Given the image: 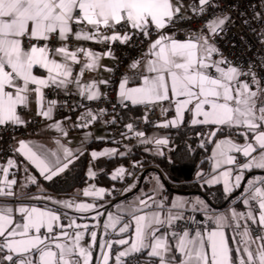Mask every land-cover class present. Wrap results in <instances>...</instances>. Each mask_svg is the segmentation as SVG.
Instances as JSON below:
<instances>
[{
    "label": "snow or ice",
    "instance_id": "6c2138e0",
    "mask_svg": "<svg viewBox=\"0 0 264 264\" xmlns=\"http://www.w3.org/2000/svg\"><path fill=\"white\" fill-rule=\"evenodd\" d=\"M260 3L264 4V0ZM198 4L199 8L192 9L197 15L208 8H218L214 0H198ZM179 13L180 7L173 0H0V128L27 127L29 121L22 118L18 108H27L33 94L37 115L52 120L58 101L46 100L45 89L67 91L75 85L87 101L100 100L97 82L82 84L73 77V71L82 59L79 77L85 71L97 70L101 54L83 46L72 49L70 40L127 45L134 37H142L149 45L143 68L137 74L139 82L128 87V78L122 79L118 89L121 105L160 107L164 114L172 110L174 117L160 127L201 126L197 133L204 137L200 147L216 141L211 155L212 170L218 174L205 183H222L224 194L230 196L240 187L246 171L264 170V53L258 51L257 58L249 60L247 70L223 56L212 41L227 34L225 25L231 17L226 13L206 21L207 34H190L186 40H177L165 29L175 27ZM253 20L264 29V12L254 11ZM243 23L249 26L257 43L264 45V31L253 27L252 20L244 19ZM104 55L114 58L110 47ZM140 64L141 61H134L130 67L139 68ZM36 70L46 75H37ZM165 102L167 107L163 106ZM115 108L114 105L113 111ZM104 114L105 109L99 113L88 109L77 118L83 123L73 127H88ZM142 119L147 122V115ZM111 123L115 124L116 119ZM50 127L68 136L62 122ZM125 128L134 132L142 144H154L157 155H163L161 146L169 144L167 138L145 139V133L135 130L133 123H127ZM218 133L223 138H218ZM233 136L242 138L243 143L236 142ZM56 143L59 150L48 151L20 140L13 151L51 181L79 158L59 140ZM258 150L259 155L254 156ZM115 155V149L91 152L93 160ZM225 166H234L237 174L233 176V167ZM10 168L19 170L12 158L7 159L6 166L0 165L4 177L0 181V196H15L13 186L17 181L7 179ZM222 168L225 170L220 171ZM24 171H28L27 167ZM125 171L119 168L111 179L122 178ZM88 174L95 178L91 168ZM28 179L36 183L34 177ZM247 187L248 194L234 201L246 210L233 207L228 214L208 215L214 228L201 227L195 216H186L187 202L167 207L163 199L157 201L149 195L138 208L130 210L132 220L119 228L121 238L106 240L99 246L95 264H264V176L254 177ZM104 192L103 188L87 189L83 195L103 198ZM33 199L51 200L42 196ZM51 203L76 212L93 211L96 207L73 201ZM153 206L155 210L147 211ZM191 210L207 212V204L198 200ZM108 221L103 225L106 235L107 229L116 230L121 219L109 215ZM227 228L232 229L231 236L226 233ZM42 229L46 231L42 233ZM85 234L90 237L87 246L82 243ZM114 245L121 246L115 253ZM95 251L97 231H89L88 224L72 219L62 223L61 214L48 208L25 204L16 208L0 206V264H94ZM140 254H144L143 260Z\"/></svg>",
    "mask_w": 264,
    "mask_h": 264
},
{
    "label": "crops",
    "instance_id": "0c3cea01",
    "mask_svg": "<svg viewBox=\"0 0 264 264\" xmlns=\"http://www.w3.org/2000/svg\"><path fill=\"white\" fill-rule=\"evenodd\" d=\"M178 2V3H177ZM174 5L178 6L180 4V15L184 14V7L183 5L177 1L173 0ZM179 7V6H178ZM170 35L173 33L168 31ZM195 35V34H194ZM175 39L177 40H186L185 39H178L174 36ZM215 43L214 41H212ZM97 43L91 42V41H73L72 43V49H75L77 47L83 46L87 49H90L91 51L95 53H100V60H99V68L94 71H85L83 77H79V71L84 64V60H81L80 64H77L74 66V71L73 75H77V78L81 80L82 84H88L93 81L97 82L99 91L101 94L106 90V84L100 83L101 81H107L109 80L111 71H107L106 69H111L114 66L115 63V53L112 51V57L111 58L107 55H104L107 51H102L100 50L97 46ZM148 51V46L145 49V54ZM215 58V57H214ZM57 59H60L57 57ZM143 68V60L141 61L140 67L139 68H131L133 72H136L137 74L141 71ZM87 72V73H86ZM86 73V74H85ZM37 75H46V73H43L41 70H36ZM129 84L128 87H134L137 86L138 84V79L137 75L135 74L134 77L128 78ZM75 86V85H74ZM119 89V88H118ZM45 91V97L46 100H55L54 98H51L46 95V89ZM64 91V90H63ZM76 96L80 99H85L82 96L79 95L76 87ZM118 96V92H117ZM86 100V99H85ZM129 109L133 110L131 112V116H133L134 113L138 114V116L143 115L149 108H145L144 106H131ZM38 111V105L36 102V97L35 94L30 97V102L27 108L24 107H19L18 112L22 116V118L26 121H30L33 119V117L38 116L37 115ZM81 114L77 115L75 117L76 123H83V121H78V117ZM137 116V117H138ZM174 117V112L172 111L171 116L168 120L172 119ZM127 119V118H126ZM129 119V118H128ZM186 123H187V114L185 117ZM55 122H62V126L64 129L68 132V136L64 137L61 135L60 132L55 131L53 128L50 127ZM75 123V124H76ZM181 125L180 127H182ZM179 127V128H180ZM170 129H176L173 127H152L148 129V131L145 133V139H151V138H167L169 140V133L168 131ZM20 140L27 141L31 146H40L45 150L48 151H58L59 150V145L56 143L57 140L60 141L62 145H64L67 148H70L73 153L79 154V158L74 161L73 164L69 166V168L60 176L65 175L68 171L71 170L73 165L76 163L80 162L81 160H85V166H84V174L87 178L84 184L81 186H78L74 188L71 192L68 194H58L54 192L48 191L41 181H48L45 180L43 176L40 175L39 171L35 169L34 166L30 165L24 158L19 155V153H13L10 154L6 160L3 161V159L0 156V165L6 166L7 159L12 158L13 160L16 161V164L19 167V170L17 168H10L8 170V180L15 179L17 181L16 185L13 186V191L15 192L14 197H8V196H0V206L7 205V206H12L14 208L20 206L21 204H25L28 206H35V207H41V208H48L57 211L58 213L61 214V222L62 223H67L68 220L72 219L75 220L76 223L78 224H88L89 225V231L95 230L97 231V251L93 253V262L95 264L96 257L98 255V249L99 246L104 244L106 240H116L121 238V235L119 233V228L123 226L124 223H128L129 221L132 220V217L129 215V212L131 209L138 208L140 206V201L142 199H146L149 195L154 196L157 201H160L161 199L164 200L165 204L167 207L171 206V203H179V202H187V207L184 209V214L185 215H192L195 216L197 213L201 214V218H196L198 221H208L207 216L208 215H220V214H228L230 210L235 207L237 210H246L242 204L237 205L238 203H234V201H239L241 198L245 197L248 194V181L252 180L254 177H261L264 176V170L261 169H254L251 172H245L244 174V179L247 175H251L249 179L247 180L244 190L242 191V194L236 198L232 199L230 202L231 204L227 207H225L222 210H211L208 208V204L205 202V200L198 196V195H182V194H177V193H167L168 191L165 189L159 175L157 172L153 173L148 180V185L145 187L139 189L138 192L133 194L132 196L128 197L127 200L120 201L113 205L108 211L107 214L105 215L103 222H102V229L101 231L99 230L100 223L102 221V217L104 214V211L106 210V207L109 206L112 203L111 197H109L110 190L108 187L104 185H100L97 183L96 179L99 173V168L97 167V162L101 160H111L114 158H127L126 156V150L129 148H134L135 146H141L144 149V152L148 153L149 155L153 156L154 158H162L163 156L167 155L169 152V144L167 147L161 146V151L163 152V155H157L156 154V146L154 144H147L144 145L142 144L137 138H135V135L132 133H128L127 135L124 136V138L121 140L120 143H115L112 141L111 136L109 134L107 124L105 121H97L96 123L90 124L88 127H74V129L69 130L65 123L61 120L56 118L55 114V109L53 112V119L52 120H47L46 123H44L41 128L39 135L37 137H18L17 139L14 140L13 142V150L18 147L17 142ZM216 141H213L212 147L210 149L209 153V171L206 172L204 175H201V173L197 177V181L201 185H206L209 186L207 183H205L206 180L211 179L212 175H216L218 173L213 172V161H212V151L214 150V144ZM237 142V141H236ZM238 143H243V142H238ZM106 149H115L116 150V155L109 158L106 156L99 157L98 159L93 160L91 157V152L92 151H97L101 152ZM237 155L239 160H242L243 158L240 157V154H235ZM254 156L259 155V150L257 153L253 154ZM85 158V159H84ZM27 167L28 171L25 172L24 168ZM227 167H233V176L237 174L236 169L234 166H225ZM93 172H95V178H90L89 177V169ZM120 167L114 168L113 171L109 174V178L111 179V176L113 174H116V171ZM123 168L126 170L123 174V177L128 174V167L127 165H123ZM225 169H220V171H223ZM144 171V168L142 169V172ZM141 172V173H142ZM256 172H262L263 174H257ZM29 177H34L36 180L35 184H32L30 180L28 179ZM122 177V178H123ZM56 178V177H54ZM53 178V179H54ZM120 177H118L116 180L111 179L114 182H121ZM139 176L131 177V180L127 184H122V186L118 190V195L122 196L126 193H129L133 191L136 186L138 185L139 182ZM4 179L3 174L0 173V181ZM52 179V180H53ZM243 182V181H242ZM242 184V183H241ZM3 186V185H0ZM94 186V188H93ZM213 186H220L223 190V184H218V185H213ZM103 188L105 190L103 194V198H99L96 196H84L83 192L87 189H92L95 191L96 189ZM239 189V188H238ZM236 189L235 191L232 192L231 195L235 194L237 192ZM224 193V192H223ZM230 195V196H231ZM37 196H42L46 198H51V200H56V201H73L75 203H91L94 204L95 210L93 211H87V212H76L72 209H65L62 208L59 204H53L51 203L50 199H43V200H37L33 199V197ZM113 197L114 191H113ZM229 197V196H227ZM228 199V198H227ZM204 201L207 204V212H204L202 210H197L196 212H192V205L196 201ZM149 203H152L149 201ZM155 210V206L153 208L147 209V211L151 212ZM138 214H143V213H138ZM111 215L114 218L115 217H120L121 223L116 225V230L113 231V229L109 228L107 229V235L105 234L106 230L104 229L103 225L109 223L108 221V216ZM17 219H19V216L17 214ZM96 225L97 227L93 228L92 226ZM134 227V224L132 225ZM46 231L45 229H42L41 232L43 233ZM69 232H72L73 229H68ZM226 233L231 236L232 235V229L227 228ZM127 236V234H125ZM82 243L87 246L90 243V237L85 234L84 239ZM231 243V241H230ZM121 246L114 245L113 246V252L115 253L117 249H119ZM126 247V246H125ZM141 259H144V254H140Z\"/></svg>",
    "mask_w": 264,
    "mask_h": 264
},
{
    "label": "built area",
    "instance_id": "2783aa9c",
    "mask_svg": "<svg viewBox=\"0 0 264 264\" xmlns=\"http://www.w3.org/2000/svg\"><path fill=\"white\" fill-rule=\"evenodd\" d=\"M177 1L183 5L184 14H179L177 17L179 22L176 23L175 27L165 29L166 32H172L176 38L185 39L190 34H207L206 21H209L214 15H223L226 13L231 17L229 23L225 25L227 34H221L222 38L216 37L213 40L223 56L233 64H239L243 69L247 70L249 60L257 58L255 54L258 51L264 53V45L257 43L256 36L249 31V26L243 23L244 19L252 20L253 27L258 28L259 31H264L253 20L254 11L264 12V4H261L260 0H214L218 8H208L202 15H197L192 11L193 8H199L198 0ZM240 13H245V15L241 16ZM180 17H183V20H180ZM155 38L156 36L153 34L152 39ZM73 41L70 40V48H72ZM148 45L149 41L144 40L142 37L140 39L134 37L133 41L127 45H122L119 42L112 45L97 43L96 46L100 50L107 51L110 47L111 51L115 53V63L111 70L108 83L106 84V90L101 95L100 100L90 102L76 96L74 85H70L67 91L46 89V95L58 101L55 107L56 118L61 119L67 128L72 130L74 129L73 125L76 123L75 117L77 115L84 113L88 109H91L94 113H99L100 109H105L106 114L100 115L94 123L100 120L105 121L111 139L115 143H120L124 138L125 135H122V133L134 134V132H128L125 128L127 123H133L135 130L146 133L148 129L159 126L167 121L171 116L172 110L164 114L160 107L149 108L141 116L126 119L123 117L124 111L129 109L131 105L127 108L123 107L117 96L119 84L122 79L124 77L132 78L135 74L137 75L136 72L132 71L130 65L134 61L143 60L145 49ZM249 45L251 46L250 48ZM73 77L77 78V75L74 74ZM65 101H67V104H65ZM114 105L116 106L115 111H113ZM163 106L167 107V102ZM145 115L148 117L147 122L142 119ZM65 116H69L71 119H64ZM114 118L116 119L115 124L111 123ZM46 122L47 119L41 116H35L29 121L27 127H18L15 129L0 128V137H2L0 139V156L3 161L13 153V142L15 139L23 136L37 137L41 126ZM13 136L15 137L14 139L12 138ZM132 154V147L126 150L127 158H130ZM127 167L128 174L121 179L122 184L129 183L131 177L139 176L143 169V165L139 161L134 160H129ZM118 194V190H115L114 195L117 196ZM205 225L208 228L215 227L210 221H201L200 226L204 227ZM191 227L195 229L196 225L193 224Z\"/></svg>",
    "mask_w": 264,
    "mask_h": 264
},
{
    "label": "trees",
    "instance_id": "16d2710c",
    "mask_svg": "<svg viewBox=\"0 0 264 264\" xmlns=\"http://www.w3.org/2000/svg\"><path fill=\"white\" fill-rule=\"evenodd\" d=\"M133 110L127 109L124 111V118L137 117L138 114ZM201 131V126L187 127L186 124L180 128L170 129L169 133V152L162 158H154L148 153L144 152L141 146L133 148V154L130 158H114L111 160H101L97 162L99 173L97 176V183L109 188L112 202L117 200L120 196H112L113 191L122 186L121 182H114L109 178V174L114 168L120 165H127L129 160L139 161L146 169H157L165 178L167 183L176 190L181 191H198L205 195L213 205L221 206L225 204L227 196L223 193L220 186H206L201 185L197 181L200 173L203 175L209 171V153L212 143L205 142V147L201 148L200 143L204 139L203 136L197 135ZM228 133L225 132L224 136ZM218 138H223L220 133ZM237 142H243L240 137H232ZM85 159V158H84ZM85 160L73 165L70 171L61 177H56L51 181H41L43 186L50 192L58 194H68L74 188L81 186L87 180L84 174ZM156 171H149L142 183V188L148 185L149 177ZM141 175V174H140ZM139 175V177H140ZM167 193H172L168 191ZM236 193V192H235ZM242 193L236 195L234 199L238 198ZM127 200V199H125ZM231 202L227 204L229 206ZM237 205H240L239 203ZM226 206V207H227ZM208 208L214 210L208 205ZM196 218H201V214L197 213Z\"/></svg>",
    "mask_w": 264,
    "mask_h": 264
},
{
    "label": "water",
    "instance_id": "95a60500",
    "mask_svg": "<svg viewBox=\"0 0 264 264\" xmlns=\"http://www.w3.org/2000/svg\"><path fill=\"white\" fill-rule=\"evenodd\" d=\"M151 170H154V171H156V172L158 173V175H159V177H160V179H161V181H162V183H163V185H164V187H165V189H166L167 191H171V192H174V193H177V194H182V195H198V196L202 197V198L205 200V202H206L210 207H212V208L215 209V210H222V209H224V208L227 206V204H228V203H229V202H230V201H231L236 195H239L240 193H242V191L244 190V187H245V184H246L247 180H248L249 177L251 176V175H247V176L245 177V179L243 180V182H242V184L240 185V187H239V189L237 190V192H236L235 194L229 196L228 199L226 200L225 204H223V205H221V206H215V205H213V204L211 203V201H210L205 195H203L202 193H200V192H198V191H181V190L173 189V188L167 183V181L165 180V178L163 177V175H162L157 169H146V170H144V171L141 173L140 178H139L138 185L136 186V188H135L133 191H131V192H129V193H126V194L120 196L117 200L113 201L109 206L106 207V210L104 211V214H103V217H102V221H101V223H100V227H99V230H100V231H101V229H102V222H103V219H104L105 215L107 214V211H108L113 205H115L116 203H118V202H120V201H123V200L127 199L128 197L132 196L133 194H135L136 192H138L139 189H140L141 186H142V183H143V181H144V178H145L146 174H147L149 171H151ZM256 173H257V174H263L262 172H256Z\"/></svg>",
    "mask_w": 264,
    "mask_h": 264
},
{
    "label": "rangeland",
    "instance_id": "374dc122",
    "mask_svg": "<svg viewBox=\"0 0 264 264\" xmlns=\"http://www.w3.org/2000/svg\"><path fill=\"white\" fill-rule=\"evenodd\" d=\"M177 3H178V2H177ZM178 6L180 7V4H179ZM118 167H120V168H121V167H123V165H120V166H118ZM116 168H117V167H116Z\"/></svg>",
    "mask_w": 264,
    "mask_h": 264
}]
</instances>
